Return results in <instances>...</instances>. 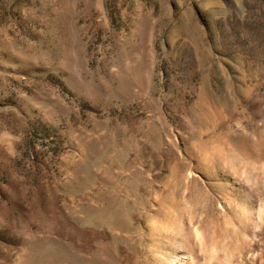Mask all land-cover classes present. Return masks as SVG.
<instances>
[{"label": "rangeland", "instance_id": "rangeland-1", "mask_svg": "<svg viewBox=\"0 0 264 264\" xmlns=\"http://www.w3.org/2000/svg\"><path fill=\"white\" fill-rule=\"evenodd\" d=\"M0 264H264V0H0Z\"/></svg>", "mask_w": 264, "mask_h": 264}, {"label": "bare ground", "instance_id": "bare-ground-1", "mask_svg": "<svg viewBox=\"0 0 264 264\" xmlns=\"http://www.w3.org/2000/svg\"><path fill=\"white\" fill-rule=\"evenodd\" d=\"M185 263V262H184Z\"/></svg>", "mask_w": 264, "mask_h": 264}]
</instances>
